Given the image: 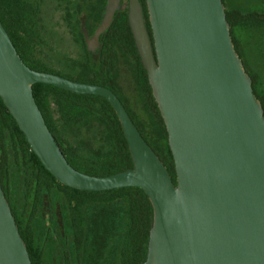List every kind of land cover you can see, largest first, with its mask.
I'll return each instance as SVG.
<instances>
[{"label":"water","instance_id":"water-1","mask_svg":"<svg viewBox=\"0 0 264 264\" xmlns=\"http://www.w3.org/2000/svg\"><path fill=\"white\" fill-rule=\"evenodd\" d=\"M128 0V22L164 120L177 184L109 88L39 72L18 54L0 19V97L32 151L63 185L87 192L136 187L153 207L143 264H264V108L237 52L223 0ZM122 0H106L96 52ZM35 84L105 98L133 167L110 176L76 170L36 103ZM0 264H32L0 181Z\"/></svg>","mask_w":264,"mask_h":264},{"label":"trees","instance_id":"trees-1","mask_svg":"<svg viewBox=\"0 0 264 264\" xmlns=\"http://www.w3.org/2000/svg\"><path fill=\"white\" fill-rule=\"evenodd\" d=\"M140 1L146 9V0ZM223 2L226 7L227 20L231 26L235 48L243 60L247 73L252 78L254 93L264 108L261 76L248 65L244 47L250 29H256V38L261 37L263 39L264 10L245 11L234 6L229 7L226 0ZM101 3V11L97 19L102 16L106 0H101ZM0 19L18 54L29 68L39 72L58 74L75 81L107 87L119 99L120 93L115 88L117 74L114 59L115 56L119 61L122 60V56L126 60L131 59L134 80L144 91L146 104L152 114L149 140L144 138L132 115L123 105L143 138L164 162L174 183L177 184L175 162L168 143V132L153 96L147 71L141 63L128 23L127 10L121 9L116 13L114 22L106 34L108 40L105 43L106 48L103 50L100 63H84L83 67L89 71L79 75H66L54 71L33 57L34 44L36 40L41 39L36 29L37 7L22 0H0ZM147 27L148 31H151L149 24ZM258 52L264 62L263 44L261 47L258 45ZM262 66L264 67V63ZM85 75L88 78H85ZM33 93L48 128L57 142L58 139L55 135L60 138L58 144L61 143L60 147L67 161L76 170L92 176H110L133 167L132 156L121 123L105 98L80 95L45 84H35ZM51 104L54 105L55 110L51 109ZM92 119H97L104 125L108 143L106 151L97 156L80 153L77 147L66 140V126L77 125ZM155 134L158 135L156 139L154 138ZM15 162H17V168L19 166L26 171V197L29 202L35 204L36 200L34 201V199H37L39 194L43 192L47 195L50 203L63 207V217L69 220L66 235L71 240L73 251V253L66 252V255H63L60 250L66 245L67 238L66 235L61 237L58 251L61 252V260L64 261L65 259L66 264H68L69 254H74L76 264H79L80 260L81 264H105V260H108V264H143L147 257L150 225L153 219V207L146 193L136 187L105 192H87L67 187L58 182L32 151L25 135L0 97V181L3 191L4 183L10 184L11 182L12 166ZM56 192L60 195H57ZM33 213L34 210L27 216L26 214L24 217L22 215L23 221H17L15 218L16 224L27 245L32 264H48L44 255V246L47 240H38L34 235ZM107 216L118 218L117 227H107L104 236L107 238L104 242L108 245L100 249L101 247L94 246L91 242L93 223L95 222L94 219L103 220ZM65 248L66 246L63 250ZM102 252L103 254L98 261H92L96 255L100 256Z\"/></svg>","mask_w":264,"mask_h":264},{"label":"rangeland","instance_id":"rangeland-1","mask_svg":"<svg viewBox=\"0 0 264 264\" xmlns=\"http://www.w3.org/2000/svg\"><path fill=\"white\" fill-rule=\"evenodd\" d=\"M38 24L37 34L45 41V45L34 49V58L38 59L43 65L54 71L61 72L68 75H79V70L73 68L74 62L69 59H77L81 56V42L78 41V33L81 30V19L79 17L77 4L81 0H38ZM231 1V2H230ZM229 7H237L245 11H263L264 0H229L227 1ZM66 6V12H65ZM67 8L69 12H67ZM249 34L246 36L244 42L245 47V58L250 68L261 76L262 89L264 92V67L263 60L259 55L258 45L264 46L263 39L256 38V29H250ZM120 54V51H118ZM121 55V54H120ZM128 62L129 65L125 64ZM121 68L119 74H117V83L119 87L127 90L131 84L135 83L134 71L131 66V59L126 60L122 56L120 59ZM85 78H88L85 75ZM51 109L55 110L53 104ZM55 119H57L55 117ZM157 134L154 138H157ZM66 140L77 147L80 153L88 154L91 156H97L100 153L106 151L108 143L106 140L105 127L97 119L88 120L84 123L77 125L66 126ZM13 185L16 189L20 187V180L22 176L17 171L15 166H12ZM57 195L60 193L56 192ZM62 203V202H61ZM64 205V203H62ZM93 223V234L91 242L94 246L101 247L103 249L108 243H105L106 238L105 232L107 227L116 228L118 218L115 216H107L103 220L94 219ZM37 229L40 231L42 225L37 222ZM108 252L106 251V254ZM101 255H96L92 261H98ZM50 252L48 250L47 259H49ZM47 261V260H46ZM47 263V262H46Z\"/></svg>","mask_w":264,"mask_h":264},{"label":"flooded vegetation","instance_id":"flooded-vegetation-1","mask_svg":"<svg viewBox=\"0 0 264 264\" xmlns=\"http://www.w3.org/2000/svg\"><path fill=\"white\" fill-rule=\"evenodd\" d=\"M23 2L27 4H31L38 8L39 1L38 0H22ZM66 2L68 0H65ZM229 0H226V2ZM231 2V1H230ZM106 4V3H105ZM228 4V3H227ZM143 5V4H142ZM78 11H79V17L81 20H84L86 23L87 28V34L89 36H92L95 32L96 27L100 23V19H97L100 11H101V0H81L80 3L77 5ZM144 8V15H145V21L146 24L150 26L149 23V15L147 6L146 9ZM70 8H67V12H69ZM123 10H127V16H128V0H122V8ZM65 12H66V6H65ZM104 12V11H103ZM103 12L101 15H103ZM37 17V16H36ZM129 23V22H128ZM38 24V22H37ZM37 29V25H36ZM151 29V26H150ZM108 33V32H107ZM106 33V34H107ZM151 37H152V30L149 31ZM106 34L101 36V44L98 46L96 52H92L88 49V46L86 44L85 37L83 35L82 30L78 33L79 39L78 41L81 42V56H79L77 59H69L71 62H74L72 65L74 69H78L79 73L86 72L88 73L89 69H85L83 67L84 63H100L101 61V55L103 53V50L106 48V42L108 38H106ZM45 41L41 38L36 40L34 47L37 49L43 45H45ZM76 64V65H75ZM115 64V70L116 74H119L121 63L116 58L114 59ZM125 64L129 65L127 62ZM67 75V74H66ZM115 88L119 91V96L122 101V103L126 106L127 110L132 115V118L134 122H136L138 128L142 131V134L144 138H148L149 140V131L152 128V114L148 109V106L146 104L145 98H144V91L140 87V85L135 82L134 84H131L130 87L125 90L121 87H119L118 83ZM65 125V124H63ZM58 139V142H60V138L55 135ZM61 146V143H60ZM14 166H17V162H15ZM17 171H19L20 175L22 176V180H20V187L18 189L15 188L13 185V180L11 178L10 184L4 183V192L6 194V197L9 201V204L12 208L13 214L17 221H23L21 218L29 215V213L34 210V235L37 237L38 240H47L44 246V255L46 258V262L48 264H66L65 259L61 260V252L59 253V242L61 237H64L66 235V232L68 231V222L69 220L66 217H63L64 215V209L61 206H57L55 203H50L47 195L45 193H40L36 200L35 204H32V202H29L26 194H27V179L25 178L26 171L22 170L21 168L16 167ZM38 173V172H37ZM36 173V174H37ZM29 205V206H27ZM23 212V213H22ZM22 213V214H21ZM27 218V217H26ZM37 222H40L42 225V229L39 231L37 229ZM66 248L63 250L65 246L60 247V251L63 252V255H66V252L73 253L71 249V240H69V236L66 235ZM58 247V248H57ZM48 250L50 252L49 259H47V253ZM74 254H69L68 257V264H76ZM105 264H108V260L104 261ZM79 264H81V260L79 261ZM104 264V263H103Z\"/></svg>","mask_w":264,"mask_h":264}]
</instances>
